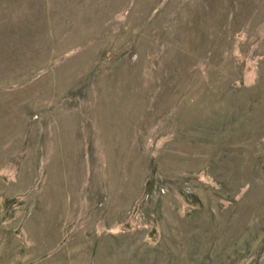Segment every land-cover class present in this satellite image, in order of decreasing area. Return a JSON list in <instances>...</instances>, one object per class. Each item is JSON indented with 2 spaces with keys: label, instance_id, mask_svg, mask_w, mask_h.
Segmentation results:
<instances>
[{
  "label": "rangeland",
  "instance_id": "1",
  "mask_svg": "<svg viewBox=\"0 0 264 264\" xmlns=\"http://www.w3.org/2000/svg\"><path fill=\"white\" fill-rule=\"evenodd\" d=\"M0 264H264V0H0Z\"/></svg>",
  "mask_w": 264,
  "mask_h": 264
}]
</instances>
